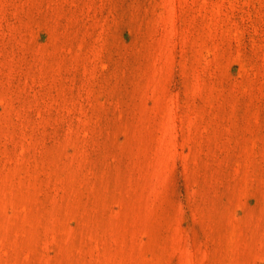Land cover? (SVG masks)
<instances>
[{"label":"rangeland","instance_id":"rangeland-1","mask_svg":"<svg viewBox=\"0 0 264 264\" xmlns=\"http://www.w3.org/2000/svg\"><path fill=\"white\" fill-rule=\"evenodd\" d=\"M0 264H264V0H0Z\"/></svg>","mask_w":264,"mask_h":264}]
</instances>
